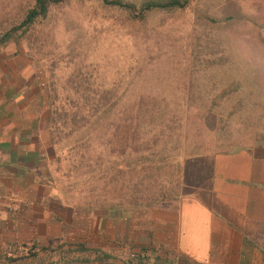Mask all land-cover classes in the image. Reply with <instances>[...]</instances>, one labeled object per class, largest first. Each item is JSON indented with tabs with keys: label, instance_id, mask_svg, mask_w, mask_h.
<instances>
[{
	"label": "rangeland",
	"instance_id": "1",
	"mask_svg": "<svg viewBox=\"0 0 264 264\" xmlns=\"http://www.w3.org/2000/svg\"><path fill=\"white\" fill-rule=\"evenodd\" d=\"M34 2L0 0V37ZM0 47L37 67L53 107L68 112L66 124L62 118L46 124L56 148L51 172L62 192L90 206L115 209L135 196L174 193L182 155L208 147L211 139L218 144L222 131L264 123V0H189L183 8L145 13L67 0L50 5L26 30L11 32ZM88 95L102 103L100 112H86L87 123L75 129L70 115ZM140 100L160 102L174 134L167 166L149 173L141 169L149 165L141 158L147 152L136 147L141 142L123 141V106ZM108 101L115 102L111 110ZM80 131L83 139L76 142ZM100 170L106 176L97 180Z\"/></svg>",
	"mask_w": 264,
	"mask_h": 264
},
{
	"label": "crops",
	"instance_id": "2",
	"mask_svg": "<svg viewBox=\"0 0 264 264\" xmlns=\"http://www.w3.org/2000/svg\"><path fill=\"white\" fill-rule=\"evenodd\" d=\"M46 98L0 47V264H264V123L182 155L175 196L98 209L54 181Z\"/></svg>",
	"mask_w": 264,
	"mask_h": 264
},
{
	"label": "trees",
	"instance_id": "3",
	"mask_svg": "<svg viewBox=\"0 0 264 264\" xmlns=\"http://www.w3.org/2000/svg\"><path fill=\"white\" fill-rule=\"evenodd\" d=\"M67 0H35L34 5L27 11L23 19L18 23L17 25L13 26L10 30L6 31L2 37H0V43L6 42L8 38L10 37L11 32L16 30H26L31 25L34 24V22L39 18L46 15L48 8L50 5L54 4H61ZM105 5H111L116 6L119 8L127 9L131 13H133L136 8L141 13H145L149 10H155V9H171V8H183L187 5L189 0H143L141 1L137 6L134 4H130L128 2H124V0H100ZM81 89V86H78V90ZM88 91V89L86 88ZM80 91H83L82 89ZM93 92V91H92ZM88 93H90L88 91ZM83 101H77L76 103V111L71 116L72 124L75 126V129L80 128L84 124L87 123L88 118L85 117L86 112L93 110V112H100V107L102 106V103L100 101H95L93 98L88 96H84L82 98ZM54 101L51 100V95H49V91H47V98L45 102V109L48 116L46 117V124H56L57 120L59 118L63 119V123L66 124V118L68 117V112L65 111L63 114L58 113V108L53 107ZM105 106L107 110H111L113 106L115 105V102L108 101ZM160 102L154 103L152 102L150 104V101H129L126 102V105L123 106L125 108V123L124 126L126 129V133L124 132L123 141L126 146L130 144V142L137 140L141 142L137 146L138 148H141L144 152H147L146 154H142L141 158L142 160H145L148 162L149 165L141 166V169L145 173H149L150 170H161L163 167L167 166L166 163V145L168 143L172 142V139L174 137L173 134V128L169 127V124L172 122L171 119H166L165 117V108L160 107ZM153 105H156L153 107ZM135 108V110H134ZM205 110L210 111L212 109L208 107H204ZM104 110V109H103ZM103 112V111H102ZM203 115L207 114L205 112L200 113ZM229 115V114H228ZM218 120L227 119V116L220 115L215 116ZM100 117L96 121L99 120ZM94 121V123L96 122ZM51 125V124H50ZM57 126V125H56ZM223 126V125H222ZM218 129V127L212 128L211 131H214ZM72 132V131H70ZM68 132V133H70ZM68 133H64L65 136L68 135ZM83 139V133L82 131L79 132L78 137L76 138V142H79ZM162 143L160 147H156L157 144ZM78 147L82 146L84 143H77ZM157 148L156 150L154 148ZM158 156V158H156ZM159 161L157 165H155L156 161ZM79 163H82L79 161ZM127 165L129 166V162H127ZM112 168L114 166L111 165V168L108 166L107 170L109 172L112 171ZM105 170H100L97 176V180L101 179L102 177L106 176ZM179 173V165H176V174ZM177 181V179H176ZM167 188V186H166ZM179 193V189L177 187V183L175 185L174 193H166L165 196L163 194L160 196H156L157 194L154 193L152 195H148L147 197H142V201L137 200V196L133 197V203L129 204L128 206L124 207H117L119 208H125V207H137V206H148L150 204H153L155 202L164 200L166 198H169L171 196H175ZM140 196V195H139ZM78 203H81L77 201ZM82 204V203H81ZM85 204V203H84ZM89 205V204H87ZM90 206V205H89ZM93 208L98 209H108L104 206H93ZM115 209H108V210H116Z\"/></svg>",
	"mask_w": 264,
	"mask_h": 264
},
{
	"label": "built area",
	"instance_id": "4",
	"mask_svg": "<svg viewBox=\"0 0 264 264\" xmlns=\"http://www.w3.org/2000/svg\"><path fill=\"white\" fill-rule=\"evenodd\" d=\"M29 249H30V247H28V246H25L22 248V250H24V251H28Z\"/></svg>",
	"mask_w": 264,
	"mask_h": 264
}]
</instances>
